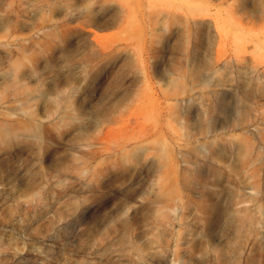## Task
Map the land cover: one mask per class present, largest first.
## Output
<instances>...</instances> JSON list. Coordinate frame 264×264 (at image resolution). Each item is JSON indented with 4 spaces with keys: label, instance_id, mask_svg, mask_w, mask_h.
<instances>
[{
    "label": "rangeland",
    "instance_id": "374dc122",
    "mask_svg": "<svg viewBox=\"0 0 264 264\" xmlns=\"http://www.w3.org/2000/svg\"><path fill=\"white\" fill-rule=\"evenodd\" d=\"M0 264H264V0H0Z\"/></svg>",
    "mask_w": 264,
    "mask_h": 264
}]
</instances>
